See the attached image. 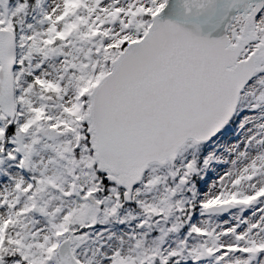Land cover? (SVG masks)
<instances>
[{"label":"snow or ice","instance_id":"6c2138e0","mask_svg":"<svg viewBox=\"0 0 264 264\" xmlns=\"http://www.w3.org/2000/svg\"><path fill=\"white\" fill-rule=\"evenodd\" d=\"M0 264H264V0H0Z\"/></svg>","mask_w":264,"mask_h":264}]
</instances>
